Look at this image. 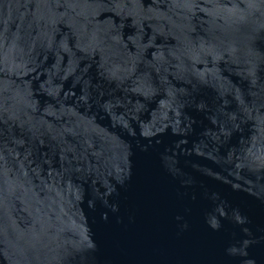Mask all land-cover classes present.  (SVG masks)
I'll return each instance as SVG.
<instances>
[{
    "label": "water",
    "instance_id": "95a60500",
    "mask_svg": "<svg viewBox=\"0 0 264 264\" xmlns=\"http://www.w3.org/2000/svg\"><path fill=\"white\" fill-rule=\"evenodd\" d=\"M0 264H264V0H0Z\"/></svg>",
    "mask_w": 264,
    "mask_h": 264
}]
</instances>
